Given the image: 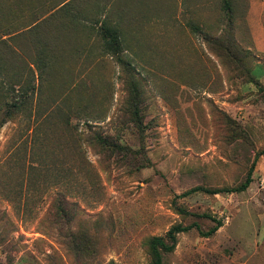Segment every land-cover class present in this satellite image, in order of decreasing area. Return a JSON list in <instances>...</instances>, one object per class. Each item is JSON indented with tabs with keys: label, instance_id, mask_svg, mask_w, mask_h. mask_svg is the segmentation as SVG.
Returning a JSON list of instances; mask_svg holds the SVG:
<instances>
[{
	"label": "rangeland",
	"instance_id": "rangeland-1",
	"mask_svg": "<svg viewBox=\"0 0 264 264\" xmlns=\"http://www.w3.org/2000/svg\"><path fill=\"white\" fill-rule=\"evenodd\" d=\"M155 251L264 264V0H0V264Z\"/></svg>",
	"mask_w": 264,
	"mask_h": 264
},
{
	"label": "trees",
	"instance_id": "trees-1",
	"mask_svg": "<svg viewBox=\"0 0 264 264\" xmlns=\"http://www.w3.org/2000/svg\"><path fill=\"white\" fill-rule=\"evenodd\" d=\"M100 35H101V39L103 40L104 43V49L106 51H119V35H118V31H116L114 28H111L110 26H108L107 24H105L103 22V24L101 25L100 28ZM251 182V174L250 172H248L244 182L238 186L237 188H234L233 190H231L232 192H242L244 191L248 185ZM218 227V226H217ZM215 227L211 232H214L216 230ZM175 230L169 231L168 234L166 235V237L169 239V241L171 242L170 246H164L161 242L160 239H154L155 243H158L160 246L163 245L162 247H164L166 250H171L174 245L176 244V238H175V234H178L182 231V230H178L177 232ZM155 255V262L154 264H161V257L160 254L157 253V251L154 252Z\"/></svg>",
	"mask_w": 264,
	"mask_h": 264
}]
</instances>
